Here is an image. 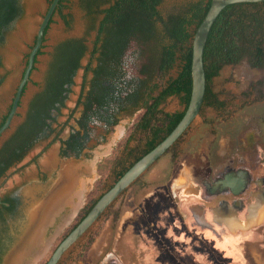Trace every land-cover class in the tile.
<instances>
[{"label":"rangeland","instance_id":"rangeland-1","mask_svg":"<svg viewBox=\"0 0 264 264\" xmlns=\"http://www.w3.org/2000/svg\"><path fill=\"white\" fill-rule=\"evenodd\" d=\"M22 1L26 16L7 38L6 45L0 48L4 62L0 73L7 75V81L14 83L15 86L20 81V75L25 69L30 48L33 46L37 31L51 0ZM66 1L65 14L69 16L70 26H66L58 15L54 17L43 44L42 55L38 57L36 71L32 74L33 82L29 84L19 109V113L22 115L25 113L31 94L38 89L34 86L35 83H42L54 47L59 42L71 38H84L89 47V53L83 59L82 66L86 67L91 59L99 21L93 25L95 26L94 29H91V19L82 9L81 0ZM196 1L199 0H165L160 10L166 17L176 12L183 5ZM146 64V56H142L138 46L132 43L125 55L127 78H142L141 69ZM93 65L95 66V62ZM179 70L180 61L168 75L155 79V82L163 86L169 79L176 77ZM83 75L84 69H81L76 78V86L71 100L59 119L61 123H64L71 115ZM261 79H264V70L252 69L246 61L237 66L224 68L220 76L215 79V85L219 94L228 101L229 110L222 116H218L220 119H217V115H213V118L207 117L206 120L198 117L177 144L175 151L166 154L155 163L126 194L122 195L89 232L63 256L59 264H105L107 260L112 258H115V262L118 264H213L211 257H206V254L214 256L215 262L228 264L220 260L221 257H219L217 248L200 239L194 233L196 229L192 231L185 222L186 217L190 214L186 204L191 201H201L198 198L192 200L191 197L185 196L184 193L178 194V192L189 186L193 168L196 173L201 174V168L206 162L205 155L208 153V143H211L214 150L220 145V149H222L225 145L230 144L235 133L239 130L247 133V135L254 134L256 136L255 134H257L263 140L264 100L258 101L256 95H248L251 85ZM14 84L11 89L9 88L8 94H12ZM164 110L176 112L182 111L183 107L179 99L173 97L168 100ZM140 114L139 109H131L123 113L120 116L119 124L107 136L106 142L93 150L91 157L82 158L79 162L73 163L74 168L71 166L72 168L64 169L65 174L70 179V190L67 194L68 200L59 212L66 209L64 210L65 216L61 218L54 231L43 240L41 239L43 230L54 216L38 228L42 230L41 234L38 235L41 241L37 243L38 240L34 239V243L38 245L35 253H31L32 250L29 249L33 242L30 241L28 244L26 242L21 253L17 256L14 255L10 262L15 257L16 262H18L19 258L23 256L21 264L47 263L60 244L62 236L71 231L72 224L81 210L114 183V163L121 154L124 143ZM79 116L80 110L76 113L73 112L62 137L69 131L70 126H75V119ZM55 146L53 145V147ZM220 160L223 162L222 159H211L214 164ZM244 160V166L252 165L249 158ZM44 161L45 158L38 159L40 165ZM54 161L52 164L55 163ZM64 167L66 165H63ZM35 170V164H32L22 171L29 173ZM263 174L264 165H261L255 175ZM67 176L65 177L67 178ZM59 182H61V176ZM43 213L38 215L42 217ZM262 218L264 220V214ZM193 227L198 228L195 225ZM199 229L202 228L199 227ZM261 230H264V227L259 231L240 232L238 236L235 233L226 235L230 236V240L235 241L255 236L256 243L243 245L241 255L243 264H264V232ZM203 232L207 233L206 231ZM120 236L122 238L117 243ZM28 237L25 240L31 238ZM183 239H186L187 243ZM194 243H196V247L193 246ZM112 245L115 246L114 251L111 250ZM198 250L199 256L195 257L192 252ZM111 251L114 255H108ZM5 258L6 256L2 259L1 264L4 263Z\"/></svg>","mask_w":264,"mask_h":264},{"label":"trees","instance_id":"trees-1","mask_svg":"<svg viewBox=\"0 0 264 264\" xmlns=\"http://www.w3.org/2000/svg\"><path fill=\"white\" fill-rule=\"evenodd\" d=\"M164 1L81 0L82 9L91 19L90 28L94 29L93 25L99 21L91 61L86 67V74L92 73L93 79L91 91L83 102L81 123L86 126L98 121L113 127L118 123V113L126 105L141 106L143 112L115 161L114 183L81 210L72 229L129 168L177 127L188 108L192 94V42L212 0L187 3L166 17L160 10ZM66 2L60 0L54 16L58 15L66 26H70L69 16L65 14ZM51 3L52 0L49 5ZM23 16L22 0H0V44ZM132 43L147 59L140 79H128L125 70V55ZM87 53L89 47L84 38L67 39L55 48L46 90L32 104L33 118L25 131L26 139H31L34 128L42 126V112L58 101L62 93H69ZM40 55L42 50L37 56ZM178 61L180 71L176 78L169 79L163 86L155 82V79L168 75ZM244 61L252 69L264 70V2L230 5L215 21L203 55L206 92L201 117L207 118L209 110H215L218 118L229 110L228 101L216 90L215 79L224 68L237 66ZM252 94L256 95L258 101L264 100V79L251 85L248 95ZM173 97L179 99L183 110L167 113L164 106ZM78 141L73 138V142Z\"/></svg>","mask_w":264,"mask_h":264},{"label":"flooded vegetation","instance_id":"flooded-vegetation-1","mask_svg":"<svg viewBox=\"0 0 264 264\" xmlns=\"http://www.w3.org/2000/svg\"><path fill=\"white\" fill-rule=\"evenodd\" d=\"M22 5L24 6L23 1ZM25 16L26 10L24 6L23 18L15 24L13 29L6 33L5 41L0 44V48L6 45L7 38ZM46 35L44 36V42ZM36 37L33 46L30 48L31 50L36 43ZM61 42L54 47V50ZM41 50L43 49L41 48ZM29 54L27 56L25 69L20 75L18 85L16 84L15 86L14 83L8 82L7 75L0 73V80L2 81L0 84V98L2 104V107L0 108V128L5 124L12 111L20 82L23 79L28 64ZM38 57L39 56L36 57L34 68L24 87L22 97L19 101L18 111L13 118V123L0 137V246H2L0 252L2 259L10 254L18 241L20 242L27 229L26 227L29 224L32 210L49 196L48 194L53 189H55L59 181L60 173L68 167L70 168L72 166L74 168L73 163L79 162L82 158L91 157V152L99 145L106 142L107 136L110 134L111 130L119 124L120 116L123 113L131 109H139L141 114L143 112L141 106L133 107L126 105L123 108V111L118 113V123L113 127H109L106 123L98 121L87 123L86 126L81 123L84 111L83 102L91 91V81L93 79L92 73L86 74V67L89 65L91 61L90 59L87 66H82L81 68L84 69L83 79L77 98L73 103L71 115L68 119L64 123L59 122L63 111L67 108V104L74 93L78 73L73 79V84L70 86L69 93H62L58 101L42 112V126L34 128V134L31 139H26L24 134L33 118L32 104L38 96L43 94L46 90L48 72L53 61L52 54V58L47 65L45 74L43 75L42 83H35L34 86L38 89L31 94L27 102L25 113L22 115L19 113V109L22 106L23 98L27 92L29 84L33 82L32 74L36 71ZM3 63V58L0 53V69L3 67ZM13 84V92L12 94H8L9 88L11 89ZM78 110H80V116L75 119V126H70L69 131L62 137L65 128L68 127L73 116V112L75 111L76 113ZM209 111V117L213 118L212 116L216 114V111ZM139 117L140 116H138V118ZM199 117L201 116L199 115ZM201 118L204 120L207 119L205 117ZM239 131L235 133L230 144H228V146L225 145L222 149H220V145L214 150L211 143H208V153L205 155L206 162L204 167L201 168V174L196 173V170L193 168L190 174L191 178L188 184L189 186L178 192V194L184 193L185 196L187 195L191 197L192 200L198 198L201 201H191L186 204V208L190 214L186 217L185 222H187L189 228L196 224L200 228L202 227L204 231L208 232L210 237L220 239L224 243L230 238V236H226L227 234L235 233V235L238 236L240 232L249 233L259 231L264 227V220L262 218L264 214V174L255 175V172L259 170L260 166L264 165V138L261 140L257 134H255L256 136H254V134L247 135V133ZM131 133L132 129L127 138L131 136ZM123 134L126 133L123 132ZM183 136L171 147V149H169V152L167 151L168 153L175 151L177 144L182 140ZM74 137L79 141L73 142ZM31 144L33 145L31 146ZM29 145L31 146L30 148H28ZM53 145L56 146L53 147ZM125 146L124 143L122 150ZM80 149L82 150L78 155ZM51 152H54L52 156L50 154ZM166 154L164 156H166ZM39 158H45L42 165L38 163ZM47 158H55V163L51 165H48V163L46 164L45 162ZM212 158L222 159L223 162L220 160V162L214 164V161H211ZM245 158H249L252 165L249 167L244 166ZM32 164H35V171L29 173L22 171L27 166L30 167ZM63 165H66V167L63 168ZM139 180H137L132 186H134ZM132 186L127 189L124 194H126ZM30 188L38 189L32 193L35 194L34 197L33 195L26 194V190ZM187 190L196 194L192 193L188 195L186 193ZM64 210L66 209H62L61 212L55 215L49 224L45 226L41 238L42 240L51 234L54 231V228L58 226L61 218L65 216ZM77 217L75 218V221ZM75 221L72 225H74ZM31 231H34L33 227L29 229L27 232L29 234H27V236L32 233ZM261 231L264 232V230ZM260 236L262 237L261 233ZM254 237H246V239L239 240L240 243L235 247L239 259L236 263L233 262V264H243L241 260L243 245H247V243H256ZM64 238L65 235L62 236L59 243H61ZM121 238L122 237L120 236L117 243L120 242ZM183 240L187 243L186 239ZM113 246L114 245L111 247L112 251L115 250V246ZM112 251L108 253V255H114ZM227 262L228 261H226V263ZM105 264L118 263L115 262V258H112L107 260Z\"/></svg>","mask_w":264,"mask_h":264},{"label":"water","instance_id":"water-1","mask_svg":"<svg viewBox=\"0 0 264 264\" xmlns=\"http://www.w3.org/2000/svg\"><path fill=\"white\" fill-rule=\"evenodd\" d=\"M262 2H264V0H212L210 9L201 25L197 28L192 42V94L184 117L177 127L160 144L129 168L128 171L101 196L82 221L61 241L46 264H59L63 256L89 232L127 189L147 173L149 169L157 163L175 143H177L199 117L206 92V74L203 62L204 49L210 31L220 13L230 5ZM59 4L60 0H52V3L49 5L42 19L37 31L36 43L29 54L28 64L23 79L20 82L12 111L5 124L0 128V137L13 123V118L18 111V105L24 87L30 78L36 57L43 46L46 29Z\"/></svg>","mask_w":264,"mask_h":264},{"label":"bare ground","instance_id":"bare-ground-1","mask_svg":"<svg viewBox=\"0 0 264 264\" xmlns=\"http://www.w3.org/2000/svg\"><path fill=\"white\" fill-rule=\"evenodd\" d=\"M52 156V153H51ZM55 158H47L46 160V164L48 163V165H51L52 162L54 161ZM55 162V161H54ZM47 165V166H48ZM61 176V182L57 183L55 189H53L41 203H39L31 212V216L29 218V224L27 225V229L23 235V237L21 238L20 242H17V245L14 247V249L10 252V254L7 256V258L4 261V264H21L23 262L22 258L23 256H21L18 260V262H16V257L15 259L10 262L12 260V258L14 257V255H18L19 253H21V251L24 249V247L26 246V242L27 244L32 241L33 244L29 247V249H31V253H35L36 251V247H38L37 244H35V240H38L37 243H39L41 240L39 239L40 237H38L39 234H41V229L39 230L38 228L40 226H42V224L50 221L49 219H51L53 216L57 215V213L59 212V210L65 205V203L68 200V196L67 194L69 193V177L67 176V174H65L63 171L60 173ZM67 176V178L65 177ZM60 179V177H59ZM63 180V181H62ZM35 186V185H34ZM27 188V187H26ZM38 188V187H37ZM37 188H30L26 190V194L27 195H34L32 194L33 192L37 191ZM43 188V187H41ZM37 189V190H36ZM42 190V189H41ZM23 194V193H22ZM31 197V196H30ZM31 201V200H30ZM31 203V202H30ZM64 204V205H63ZM45 205V206H44ZM26 210V209H25ZM43 213L42 217H40L38 214L39 213ZM41 223V224H40ZM37 226V227H35ZM31 227H33L34 231L32 233H30L29 237H31L30 239L25 240L28 236L27 233L29 231V229H31ZM24 229V228H23ZM28 237V238H29ZM35 239V240H34ZM25 244V245H24ZM24 245V247H23ZM23 248V249H22ZM28 264V263H26Z\"/></svg>","mask_w":264,"mask_h":264},{"label":"crops","instance_id":"crops-1","mask_svg":"<svg viewBox=\"0 0 264 264\" xmlns=\"http://www.w3.org/2000/svg\"><path fill=\"white\" fill-rule=\"evenodd\" d=\"M196 194V193H194V192H191V191H188L187 190V194ZM199 207H201V206H199ZM195 226H197L196 224H195ZM202 228V227H201ZM191 229H192V231L194 230V229H196V231H194V233H196V235H198V237L200 238V239H202L203 241H205V242H207V243H209V244H211V245H213V247L214 248H217V251L219 252V257H221L220 258V260L221 261H228L227 263L228 264H233V262H237V260L239 259V256L237 255V252H236V250H235V247H236V245L238 244V243H240V241H235V240H230V239H228L227 240V242L226 243H224V242H222L220 239H214V238H212V237H210L207 233H205V232H203L204 231V229L202 228L201 230L199 229V226H198V228L197 227H195V228H193V227H191ZM199 229V230H198ZM202 231V232H201ZM193 246H195L196 247V243H194L193 244ZM197 248H199V247H197ZM203 252V251H202ZM198 253H199V250L198 251H196V252H192V254H194V256L196 257V256H199L198 255ZM204 253V252H203ZM196 254V255H195ZM204 256H205V254H204ZM206 257H211V259L213 260V264H220L219 262H215L214 261V256L212 257V255H207L206 254Z\"/></svg>","mask_w":264,"mask_h":264}]
</instances>
